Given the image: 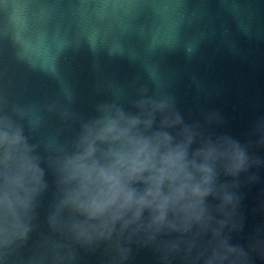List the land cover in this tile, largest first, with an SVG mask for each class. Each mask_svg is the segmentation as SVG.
<instances>
[{
    "label": "clouds",
    "instance_id": "9594fccd",
    "mask_svg": "<svg viewBox=\"0 0 264 264\" xmlns=\"http://www.w3.org/2000/svg\"><path fill=\"white\" fill-rule=\"evenodd\" d=\"M122 92L84 118L69 104L0 108V264H129L149 249L158 264H254L264 260V225L245 228L243 188L264 169V116L248 140L228 132L218 111L186 122L173 94ZM104 91L100 87L97 92ZM62 128L41 135L46 114ZM71 135H65V131Z\"/></svg>",
    "mask_w": 264,
    "mask_h": 264
},
{
    "label": "water",
    "instance_id": "95a60500",
    "mask_svg": "<svg viewBox=\"0 0 264 264\" xmlns=\"http://www.w3.org/2000/svg\"><path fill=\"white\" fill-rule=\"evenodd\" d=\"M150 72L186 122L218 111L216 131L246 142L264 116V0H0V108L69 104L72 94L71 109L90 118L121 91L131 111L137 88L155 90ZM61 128L46 114L41 135ZM253 171L260 182L243 188L245 228L233 238L242 245L264 225V169ZM81 264L103 258L82 254ZM129 264L158 262L134 248Z\"/></svg>",
    "mask_w": 264,
    "mask_h": 264
}]
</instances>
